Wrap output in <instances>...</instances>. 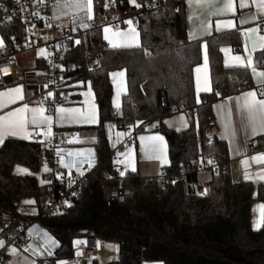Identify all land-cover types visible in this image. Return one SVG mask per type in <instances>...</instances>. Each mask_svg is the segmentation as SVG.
I'll list each match as a JSON object with an SVG mask.
<instances>
[{"label":"trees","instance_id":"trees-1","mask_svg":"<svg viewBox=\"0 0 264 264\" xmlns=\"http://www.w3.org/2000/svg\"><path fill=\"white\" fill-rule=\"evenodd\" d=\"M103 0H94L97 9ZM127 7L128 0H116ZM155 0H137L149 3ZM166 3L164 10L145 14L140 21L141 43L135 47H108L98 19L81 36L79 43L68 51L64 62L73 67L75 79L89 80L98 106L99 124L93 126L97 138L93 146L98 156L96 166L88 173L79 196L64 211L53 215L21 213L15 201L25 198L39 200L41 187L35 175H18L14 165L20 163L37 172L44 150L38 142L8 137L0 146V222L9 220L11 228L37 221L56 237L61 246L52 261L72 255L74 239L83 228L102 240L119 244V255L108 264H143L162 261L164 264H264V220L259 229L252 226L254 201L264 202V184L233 181L227 171L201 179L189 173L164 189L156 187V176L141 185L138 172L128 171L118 180L105 179L114 161L105 124L112 118L113 84L110 72L126 70L127 93L123 95L120 119L125 122L159 120V130L167 139L170 164L162 168L167 173L188 170L201 157L215 156L227 161L226 144L216 138L207 143L198 137L196 126L203 125L211 115L212 104L240 91L250 83L246 67H227L221 47L235 45L234 31L214 33L206 38L213 90L202 94L196 102L193 69L201 61V40L188 37L186 9L183 0H157ZM4 44L0 52L12 45V37L22 42L27 35L19 21L0 26ZM102 53L100 66L86 67V53ZM264 55V53H262ZM39 59L34 69L42 68ZM264 65V63L262 64ZM183 107V109H181ZM174 108H177L174 111ZM199 113V121L194 118ZM179 112L187 113L190 124L177 130L164 119ZM105 186H137L135 198L125 203L105 199ZM206 186L208 191L202 192Z\"/></svg>","mask_w":264,"mask_h":264},{"label":"crops","instance_id":"crops-1","mask_svg":"<svg viewBox=\"0 0 264 264\" xmlns=\"http://www.w3.org/2000/svg\"><path fill=\"white\" fill-rule=\"evenodd\" d=\"M103 1L99 3V6L101 8ZM183 2L186 9L188 37L191 40H201L202 42L201 61L193 69V78L197 103L202 102V94L211 93L213 90L208 45L206 38L214 33H222L227 31H234L238 36V30H240L244 35V43L238 46V37V41L235 45H223L221 47V51L223 54V62L225 66L246 67L249 69L250 84L252 85V87L249 90L238 91L235 94L223 97L215 101L212 104L211 115L216 118L219 126V133L217 138L223 140L226 144L227 165L233 181L252 182L254 185V193L256 194L258 191V185L264 184V179H261V177H264V162L261 153L258 150L251 149L250 144L253 140H264V132H257L255 134L252 132L251 127L249 126L248 114L242 109L241 106L244 103L245 94L250 91L255 93L256 99H264V77L260 76V73L264 72V65H262L264 63V55L262 54L264 53V47H261L259 42H257L255 46L253 45V40H255L258 36H264V7L260 6L259 0H243V6H241V0H233V6L231 10H228L225 6L226 0H199V2H197V0H191V2H189V0H183ZM53 3L56 22L61 26H67L73 29L74 25L62 24L60 21H57L58 18L65 13L66 7L71 5V0H53ZM101 12L102 9H97V6L95 5L93 0L90 17L85 14V11H81L80 14H84L82 15V18H86L85 21L89 23L90 28L94 23V19H100ZM229 20L232 21L231 26H226L224 23H222L224 21ZM218 21L221 22L219 24V27L217 26ZM75 28L77 29L74 30H81L78 24ZM103 28L104 27H102V30ZM250 28H257V32L249 33L248 29ZM123 31H125V33L123 32L122 36L118 39L119 43H116L117 45L115 47H135L140 45L141 39L140 31L138 28L135 27L125 29ZM79 40L80 39H78V41ZM106 46L114 47L108 44H106ZM42 49L43 52L39 53V51ZM30 51H34L36 54L34 66L37 64L39 59H44V57L46 56V49L44 47L34 48ZM205 54L207 55L206 66L204 59ZM236 57H240V60H237ZM197 68H199L200 70L197 71ZM253 69H255V71H253ZM112 73H123V75L113 76ZM110 80L113 84V110L120 111L122 106L123 95L127 93L126 70L124 68L112 70L110 72ZM206 81L209 89L208 91L204 90ZM17 87L21 89L19 97H17L15 93L9 92L10 89H15ZM42 91L43 85L40 84L39 81L29 85L27 84V82H25V79L21 80V78L11 85L0 88V92H3L5 94L2 98H0L3 101V103L0 104V117H4L5 121L13 119V117H9L8 114L16 112L17 109L22 108L25 104H27L30 109L42 107L44 109L43 114L52 117L50 135H44V133L48 129V125L33 126L29 124L28 131L32 133L30 137L24 138V133H20L17 136L6 134L3 142L8 137H17L28 141L37 142L35 138L38 137V143L42 145V148L44 150L43 158L45 160L47 141L53 135L55 130H59L63 133L64 137L66 138L68 146L64 149V153L60 155L58 164L65 166V164L69 163L70 156H77L79 158L84 159L94 157L96 153L93 144L96 141L97 135L94 141L88 143L87 141H84L82 139L85 134H88L89 129H94L93 126H96L99 123L98 106L96 103L95 93L90 81L85 79H77L74 84L71 85V88L69 90V93L74 98V103L59 105L56 107L53 113H49L45 110V107L43 105ZM93 108H95L97 112V123H88L83 119H73L72 114L68 112H58V109H80L82 113L87 114ZM24 115L30 117L31 113L25 112ZM185 115V119L183 118L179 119L178 121H170L169 117L167 119L165 118L164 121L169 120V124L172 128L182 130L187 128L190 124V120L187 113H185ZM126 124L127 126L125 128L117 129L112 122H106V134L109 138L110 145H114L118 141L123 140L124 138L131 135L132 132L136 128H138L142 123L140 121H132L126 122ZM158 125L159 120L151 121L152 128H156L158 127ZM157 135L163 137V159H159L162 164L160 170L161 173L162 168L170 164L169 148L167 139L164 134L160 130L140 134L136 139L135 145L138 149V146L140 145L144 146L147 143H151V141H149L148 139H145L142 142L140 140V137L142 136L148 138L155 137ZM1 144L2 143H0V146ZM89 149L92 150L91 154H89L87 151ZM122 157V153L118 155V161L120 163H122ZM155 157L157 158L156 154ZM61 159H63V163H61ZM21 165L23 164L16 163L14 165L13 172L18 175L32 174L38 178L39 183L43 182V174L46 172L45 169L41 173L42 179L40 180L39 177L35 174V172H32L28 166ZM24 166L27 167L30 172L20 171V169H26ZM124 166L126 168V171H133V169H129L126 165ZM133 172H138V174L140 175L139 169H135V171ZM159 174H156L155 176ZM140 177L151 178L150 176ZM200 177L201 179L208 178L205 175H200ZM261 206H264V202L260 200L254 201L252 204L251 219L252 226L255 229H259L263 225L264 207ZM77 241H80L81 243H76ZM83 242L84 237L79 236L74 239L73 243L74 246H79ZM10 248H14L16 249V251L14 253L10 252ZM8 254L10 256L9 264H58V262L64 261L63 259H57L55 261L50 260V262L38 260L33 255L26 253L15 246L8 247ZM114 254L115 255L110 257V259H103L101 261L98 259V255L95 264H108L109 262L116 260L119 255V244H116V251ZM0 264H2L1 260ZM143 264L164 263L162 261H148Z\"/></svg>","mask_w":264,"mask_h":264},{"label":"built area","instance_id":"built-area-1","mask_svg":"<svg viewBox=\"0 0 264 264\" xmlns=\"http://www.w3.org/2000/svg\"><path fill=\"white\" fill-rule=\"evenodd\" d=\"M179 1L176 0L174 3L178 5ZM137 3L141 7L134 8L131 5L121 7L116 0H104L97 26L109 27L113 32L138 28L141 18L145 14H156L167 6L166 3L157 0L149 3ZM106 4L107 7H105ZM127 20H131L132 24L125 23ZM14 21H19L25 26L27 35L22 42L18 40V36H13L11 39L12 45L7 50L0 52V68H3L4 72L8 73L7 75L0 73V88L11 85L20 79L14 63L16 55L28 52L34 48L44 47L46 49L45 65L35 70L38 81L43 85L42 95L45 110L53 113L59 105L74 103V98L69 93V90L77 79L70 75L73 67L67 66L64 59L68 51L75 47V41H78L81 36H86L87 30H74L71 27L59 25L55 18L53 0H0V26ZM238 37L239 46L245 41L244 35L240 30H238ZM101 57V52L96 54L87 52L86 67L88 70H94L99 67ZM251 87L250 83H246L240 87V91L249 90ZM50 92L52 93L51 97L48 95ZM176 110L177 108H174V111ZM193 115L195 120L199 121L197 110H194ZM120 117V111L112 110V118L109 121L117 129L127 126L126 122ZM158 130L159 127H151V121H145L131 135L114 145L112 144L111 153L114 165L113 169L106 173L105 179H123L128 171L118 161V155L132 146L140 134ZM218 133L219 126L213 115H210L203 125L196 126L197 136H204L207 143L213 142L218 137ZM35 140L38 142L39 138L37 137ZM67 146L68 142L59 130H55L47 141L45 162L49 171L43 174L44 180L40 183L39 210L34 215H53L66 210L79 196L88 173L97 164V155L87 159L70 156L68 164H74L71 167L58 164L59 157L64 153V149ZM250 146L251 149L258 150L261 153L264 162V140H253ZM209 161H212V163H209ZM227 170V161H219L215 156H205L201 157L194 165L189 166L186 171L180 173L162 171L156 176V187L158 189L166 188L168 185L173 184V181L175 183L184 178L187 171L210 177L213 174ZM121 172L125 174L121 176ZM147 179L149 178H141V185ZM100 181L105 199L108 202L125 203L133 200L138 190L137 186L132 185L105 186L104 178ZM15 202L19 212L28 213L27 205H22V201ZM9 223V220L6 219L0 222V240L4 241L3 247H0L2 264L10 263L9 246H15L33 255L38 260L50 262L51 258L56 256L61 242L37 221L26 222L18 228H11ZM79 233L80 236L84 237V242L79 246H73L72 255L64 258V262L66 264H95L99 255L100 237L85 228L81 229ZM45 246L47 247L45 248ZM49 250L52 255H48ZM39 251H43V254L38 255L37 252Z\"/></svg>","mask_w":264,"mask_h":264},{"label":"snow or ice","instance_id":"snow-or-ice-1","mask_svg":"<svg viewBox=\"0 0 264 264\" xmlns=\"http://www.w3.org/2000/svg\"><path fill=\"white\" fill-rule=\"evenodd\" d=\"M92 2L93 0H71V7H74L78 10H84L86 15L90 17L91 15V8H92ZM191 2V0H189ZM199 2V0H197ZM128 3L133 6L134 8H139L141 5L137 3V0H128ZM259 4L261 7H264V0H259ZM226 8L228 10L232 9L233 6V0H226ZM241 6H243V0H241ZM107 7V4L105 5ZM125 23L131 25L132 21L127 20ZM221 22H217V26L219 27V24ZM226 26H231L232 21H224L222 22ZM82 27H87L88 25L82 24ZM109 29L107 27L104 28V32L107 33ZM249 33H256L257 28H250L248 29ZM114 35H121L120 33H116ZM14 39V38H13ZM105 39H108V36H105ZM134 39V37H133ZM259 42L261 47H264V36H258L255 40H253V45ZM75 43H79V41H75ZM110 43H112L110 41ZM4 41L3 38L0 37V47H3ZM112 46H116L115 43H113ZM43 52V49L41 50ZM205 66L207 63V55L205 54ZM237 60H240V57H236ZM200 69L197 68V71ZM255 71V69H253ZM0 73H3L4 75H7L8 73L4 72L3 68H0ZM113 76L116 75H123V73H112ZM260 76L264 77V72L260 73ZM205 91H208V86H207V81L205 82ZM21 89L19 87L15 89H10V93H15L17 97H19ZM5 94L3 92H0V98H2ZM49 97L52 96V93H48ZM11 100V97H10ZM3 101L0 99V104H2ZM244 111L248 114V119H249V126L251 127L252 132L255 134L257 132H264V99H256L255 93L254 92H248L245 94V100L243 105L241 106ZM25 112H30L31 116H25ZM58 112H68L72 114L73 119H83L88 123H97L98 117H97V112L95 108H93L90 112L87 114L82 113L80 109H58ZM44 109L42 107L38 108H29L27 104H25L22 108H19L16 110V112L9 113V117H13V119H9L5 121L4 117H0V143H3V140L5 138L6 134H10L12 136H17L20 133H24V138H28L32 135L31 132L28 131V125L31 124L33 126H41V125H48L47 131L44 133V135H50L51 134V120L52 117L46 116L43 114ZM145 139H148L151 141L145 148V152H151L153 154H156L158 159H163V137L161 136H155V137H140V140L143 142ZM143 146V145H142ZM89 154L92 153V150L89 149L87 150ZM79 154V153H78ZM71 155V153H70ZM61 163H63V159H61ZM131 163V161H129ZM209 163H212V161H209ZM73 165L65 164V167H71ZM91 166V165H89ZM20 171L27 172L26 169H20ZM45 171H49L47 168H45ZM79 171V169H77ZM135 171V169H133ZM83 174V173H81ZM125 173L121 172L120 175L123 176ZM261 179H264V177H261ZM174 183V181H173ZM75 195V193H73ZM264 207V206H261ZM76 243H81L80 241H77ZM4 241L0 240V247H3ZM47 246H45L46 248ZM10 252H15L16 249L10 248ZM38 255H42L43 251L37 252ZM48 255H52V252L49 250ZM58 264H66L64 261L58 262Z\"/></svg>","mask_w":264,"mask_h":264},{"label":"rangeland","instance_id":"rangeland-1","mask_svg":"<svg viewBox=\"0 0 264 264\" xmlns=\"http://www.w3.org/2000/svg\"><path fill=\"white\" fill-rule=\"evenodd\" d=\"M81 11H84V10H78L74 7H71V5H70V6L66 7L65 13L62 16H60L57 21H60L62 24L74 25L73 29H77L75 27L78 24L79 27L81 28V30H87V28H89V23H87V21H85L86 18H84V17L82 18V15H84V14H82V13L80 14ZM77 13H79V14H77ZM82 24H86L88 26L82 27L81 26ZM104 28L102 30L103 37H104L106 44H108L110 46L113 45V43H115V44L119 43L118 39L122 36L123 32L125 33V31H123V30L113 32L108 27L107 28L109 29V31L107 33H105ZM116 33H120L121 35H114ZM106 35L108 36V39H105ZM0 37H2L1 34H0ZM110 41L112 43H110ZM40 52H41V50L39 51V53ZM35 55L36 54L34 51H28L25 53L18 54L14 57V63L17 66V70L20 74V78L25 79V82H27V84H29V85L33 84L34 82H38V80H39L36 76V70L34 69ZM169 117H170V121L171 120L178 121L179 119H183V118L185 119L186 115L184 112H179V113L174 114V115L169 116ZM169 117H167V118H169ZM164 122L169 127H171L169 124V120L164 121ZM172 123H174V122H172ZM96 135H97V131H95L94 129H89L88 134H85V136L82 137V139L84 141H87V143H88V142L94 141ZM148 144L149 143L145 144L144 146L140 145V146H138V149H137L136 145L134 143L132 146H130L128 148V150L126 152L122 153V155H123V157L121 159L122 163L124 165H126L129 169H139L140 176H142V177H144V176L145 177L146 176L152 177V176H155L156 174H159L160 170H161V166H162L160 160L155 157V154H153L151 152H145V148L147 147ZM141 149H142V151H141ZM129 161H131V163H129ZM21 166H23V165H21ZM25 168L28 172H30V170L27 167H25ZM45 168H48V165L46 164V162L42 156L40 169H39V171L35 172V174L39 177L40 180L42 179L41 173ZM207 191H208V188L206 186H204L202 188V192L206 193ZM39 203H40L39 200H37L36 198H25L22 201V205H27V207H28L27 212H29V213L38 212ZM116 244H118V243L101 240L98 259L100 261L103 259H110V257L115 255L114 253L116 251Z\"/></svg>","mask_w":264,"mask_h":264}]
</instances>
